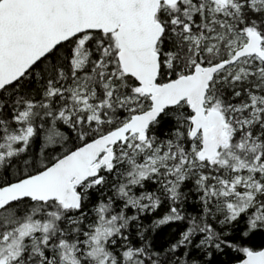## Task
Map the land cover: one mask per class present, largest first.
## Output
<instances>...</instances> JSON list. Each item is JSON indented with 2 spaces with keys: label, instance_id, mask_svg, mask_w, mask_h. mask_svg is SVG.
<instances>
[{
  "label": "snow or ice",
  "instance_id": "6c2138e0",
  "mask_svg": "<svg viewBox=\"0 0 264 264\" xmlns=\"http://www.w3.org/2000/svg\"><path fill=\"white\" fill-rule=\"evenodd\" d=\"M0 264H264V0H0Z\"/></svg>",
  "mask_w": 264,
  "mask_h": 264
}]
</instances>
